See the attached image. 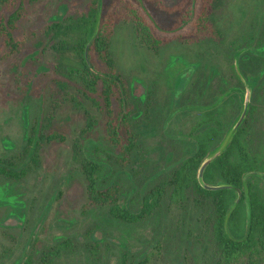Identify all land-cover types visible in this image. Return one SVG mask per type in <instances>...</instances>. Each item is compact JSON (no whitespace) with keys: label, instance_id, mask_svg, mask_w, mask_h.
Segmentation results:
<instances>
[{"label":"rangeland","instance_id":"rangeland-1","mask_svg":"<svg viewBox=\"0 0 264 264\" xmlns=\"http://www.w3.org/2000/svg\"><path fill=\"white\" fill-rule=\"evenodd\" d=\"M75 1L85 0H41L30 6L19 34L35 33V37L29 36L17 56L0 62V158L23 146L29 125L48 104V83L53 77L62 78L61 70L54 73L48 67L56 59L46 44L39 46L38 53L45 52L36 60H30L26 53L37 45L40 29L60 19L63 10ZM212 23L220 31L218 41L184 44L173 40L158 52L140 43L130 23L115 26L110 54L130 91V122L137 135L129 164L120 167L105 158V153L115 151L102 138L103 116L82 96L79 87L58 93L59 108L51 129L61 133L63 140L43 144L39 167L21 181L0 177V264H25L27 260L28 264H120L124 253L126 264H137L143 257H148L147 264H216L209 207L197 205L189 195L179 206L165 200L150 216L134 224L112 218L106 207L82 211L84 181L72 158L75 142L94 137L99 150L86 151L83 145L81 156L103 165L100 181L107 185L117 181L122 190L120 203L131 211L138 210L143 193L166 178L194 148L193 139L185 136L200 119L199 111L231 88L244 93L245 81L254 79L257 83L261 77L262 72L251 74L254 63L247 58L250 54L264 55V0H213ZM258 40L263 46L256 47ZM232 101L228 123L241 110L238 94ZM228 102L231 99L216 113L222 108L228 113ZM249 106L253 107L250 139L256 147L264 143L263 90L250 89ZM88 120L95 124L84 134ZM87 229H94L93 237L100 245L97 255L87 250ZM61 239L72 241L73 250L57 259L45 257Z\"/></svg>","mask_w":264,"mask_h":264},{"label":"trees","instance_id":"trees-1","mask_svg":"<svg viewBox=\"0 0 264 264\" xmlns=\"http://www.w3.org/2000/svg\"><path fill=\"white\" fill-rule=\"evenodd\" d=\"M39 1L0 0V62L17 56L28 43L29 36L35 37V33L26 36L19 32L30 6ZM97 6L98 0L75 1L67 10H63L60 19L50 21L36 34L39 36L36 37L37 45L26 53L28 58L36 60L38 54L45 52L42 49L38 53L39 46L46 44L56 59V63H49L48 67L54 73L61 70L62 78L53 77L48 83V104L37 121L29 125L23 146L17 152L0 158V177L21 181L39 167L43 144L63 140L61 133L51 129L59 108L55 96L75 86L103 116L102 138L116 152L105 153V158L120 167L129 164L137 145V135L130 122L133 115L129 106L130 91L110 54L112 35L119 23H130L140 43L153 52H158L161 46L173 40L191 44L205 39L218 41L221 36L212 23L213 0H178L174 3L164 0H101L98 28L88 45L86 57L85 49L95 29ZM261 35L264 36V27ZM261 46L263 44L258 40L256 47ZM247 59L254 63L251 74H262L257 83L254 79L244 83L250 89L255 86L256 92L264 91V55L250 54ZM231 66L235 73L234 64ZM236 94L240 99L238 91L228 96L225 93L217 106L199 111L200 119L185 136L193 139L194 148L189 149L187 156L166 178L157 181L143 193L136 211L120 203L122 190L117 181L109 185L100 181L104 166L85 154L81 156L83 145L86 151L99 150L95 138L86 136L75 142L72 158L79 166L86 194L82 211L106 207L112 218L134 224L150 216L163 201L179 206L188 200L189 195L197 205L210 208V233L216 264H264V181L257 175H250L245 185L243 182L246 173L264 174V143L254 147L250 139L252 106H249L248 114L226 149L203 172L204 184L226 187L209 190L197 179L200 163L220 145L234 122L228 123V119L229 110L234 108L232 98ZM229 99L231 102L226 105L229 107L228 113L224 111L226 108L216 113V109ZM93 123L92 120L87 121L84 134L91 132ZM93 234L94 229L84 232L89 240L87 250L97 255L100 245ZM73 248L72 241L61 239L44 256L57 259ZM126 260L124 253L120 264H126ZM147 262L148 257H143L137 264ZM28 263L27 260L25 264Z\"/></svg>","mask_w":264,"mask_h":264},{"label":"water","instance_id":"water-1","mask_svg":"<svg viewBox=\"0 0 264 264\" xmlns=\"http://www.w3.org/2000/svg\"><path fill=\"white\" fill-rule=\"evenodd\" d=\"M100 7H101V0H98V6H97V19H96V24H95V29H94V33L92 35V37L90 38L86 49H85V55L87 57V48L89 43L91 42V40L93 39V37L96 34L97 28H98V23H99V15H100ZM246 91L243 93L238 89H230L227 93L226 96L230 95L232 92L234 91H238L240 93V100H241V110L240 113L238 114L237 118L234 120L233 124L231 125V127L229 128V130L227 131L225 137L223 138L222 142L220 143V145L212 152H210L200 163V166L198 168L197 171V179L199 181V183L206 189L209 190H217V189H221L226 187L225 185H206L203 183L202 180V176H203V172L205 170V168L209 165V163H211L215 158H217L228 146L229 142L231 141L232 137L234 136L235 132L238 130V128L240 127L241 123L243 122V120L245 119L246 115L248 114V109H249V96H250V87L248 85H246ZM223 97L220 98L216 103H214L211 106H207V107H203L202 110H207V109H211L215 106H217L221 101H222ZM250 175H257L259 176L261 179H263L264 181V174L263 173H258V172H249L246 173L243 176V182L244 185L246 183V179L247 177H249ZM246 187V186H245ZM34 236V235H33ZM32 236V238H33Z\"/></svg>","mask_w":264,"mask_h":264}]
</instances>
